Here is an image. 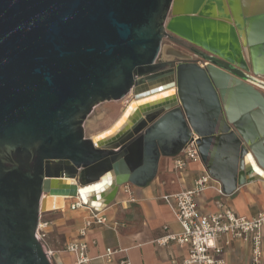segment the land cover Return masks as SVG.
I'll list each match as a JSON object with an SVG mask.
<instances>
[{
	"label": "water",
	"instance_id": "obj_1",
	"mask_svg": "<svg viewBox=\"0 0 264 264\" xmlns=\"http://www.w3.org/2000/svg\"><path fill=\"white\" fill-rule=\"evenodd\" d=\"M174 36L227 66L172 47L158 61ZM232 69L264 77V0H0V264H62L35 235L53 196L103 211L194 136L224 193L264 181V92ZM128 95L115 131L85 135Z\"/></svg>",
	"mask_w": 264,
	"mask_h": 264
},
{
	"label": "crops",
	"instance_id": "obj_2",
	"mask_svg": "<svg viewBox=\"0 0 264 264\" xmlns=\"http://www.w3.org/2000/svg\"><path fill=\"white\" fill-rule=\"evenodd\" d=\"M204 173L208 174L201 160L188 161L184 169L175 170L172 158L166 157L160 159L156 178L148 185H129L127 192L119 187L115 199L102 211L107 217V223L88 231V254L96 257L107 248L126 249L131 264H181L187 252L186 246L154 243L156 238L179 230L170 208L160 196L189 188ZM211 178L221 186L218 180ZM77 201L76 197L65 198L63 208L40 215L41 221L49 223L45 235L47 244L59 255L62 264H74L73 255L65 250V245L77 238L78 229L89 214L86 206L70 207ZM220 204L246 217L264 211V181L254 179L245 182L230 194H220L209 188L197 198L200 212L216 211ZM260 231L264 248V226ZM122 255L118 253L116 257ZM216 256L223 258L226 264H251L250 246L244 240L231 241ZM92 264L101 263L100 260H94Z\"/></svg>",
	"mask_w": 264,
	"mask_h": 264
},
{
	"label": "built area",
	"instance_id": "obj_3",
	"mask_svg": "<svg viewBox=\"0 0 264 264\" xmlns=\"http://www.w3.org/2000/svg\"><path fill=\"white\" fill-rule=\"evenodd\" d=\"M199 62L207 63L212 59L211 55ZM245 80L264 92V77L254 76L243 72ZM188 161H200V156L195 144V136L189 141L178 155L172 157V165L175 170H182ZM130 184L122 185L124 191L129 190ZM213 188L222 194L221 186L207 174L197 177L193 184L186 189L175 193L162 194L160 198L170 208L179 230L172 231L154 240L156 245L174 243L180 247L186 246L187 252L181 264H226L223 258L216 254L229 245L231 241L244 240L250 246V263L262 264L263 237L260 229L264 226V211L246 217L236 214L234 211L219 205V209L213 212H200L197 198L206 189ZM86 206L80 200L70 205L71 208ZM88 207V206H86ZM89 214L85 217L82 226L78 229L77 238L65 245V250L73 255L74 264H92L94 260H100L101 264H131L126 249L107 248L104 253L96 257L88 254L90 241L88 231L107 223V217L102 211H96L88 207ZM47 221L39 218L35 235L44 246L46 256L51 260L54 251L49 249L44 242ZM122 253L120 257L116 254Z\"/></svg>",
	"mask_w": 264,
	"mask_h": 264
},
{
	"label": "rangeland",
	"instance_id": "obj_4",
	"mask_svg": "<svg viewBox=\"0 0 264 264\" xmlns=\"http://www.w3.org/2000/svg\"><path fill=\"white\" fill-rule=\"evenodd\" d=\"M168 47L175 48L177 50H180L188 54L192 59L196 60L197 62H202V60H204L199 55L194 54L193 51L190 49V47H193L194 49H198V48H195L188 41L183 40L177 36H174L172 38H164L162 40V49L158 56V61L165 60V59L177 61V58H175L173 55L166 54L165 50ZM201 53L208 55L205 52H201ZM235 73L241 76V72L235 70ZM130 97L131 96L128 95L122 98L121 100L105 101L100 104H97L84 122L85 135L92 136L94 133L107 127L116 117L117 113L121 111V109L124 107V105L129 100ZM163 158H166V157H161L160 159H163ZM44 242L46 243L47 247L51 249V247H49V245L47 244L46 236L44 237Z\"/></svg>",
	"mask_w": 264,
	"mask_h": 264
},
{
	"label": "bare ground",
	"instance_id": "obj_5",
	"mask_svg": "<svg viewBox=\"0 0 264 264\" xmlns=\"http://www.w3.org/2000/svg\"><path fill=\"white\" fill-rule=\"evenodd\" d=\"M214 13H217L216 12V10H215V8H214V11H213ZM170 89H172V90H170ZM174 90V88H169V89H163V90H161L160 92H158L159 94L158 95H160V96H165V95H167V94H172L173 92H171V91H173ZM151 94V96L149 97V98H147V100H150V99H152L153 97H156V94H152V93H150ZM152 95H155V96H152ZM131 96V95H130ZM140 104V102H138V101H136L132 96L129 98V100L126 102V104L124 105V107L121 109V111L119 112V113H117V115H116V117L113 119V121L107 126V127H105L104 129H102V130H99L98 132H96V133H94L92 136H90V137H92V138H94L97 134H99V133H101V132H103V131H107V130H109V132H107L108 134L109 133H112L113 131H115L118 127H119V125L123 122V120L126 118V116L128 115V113H129V111H127L126 109L128 108V107H130V105H135V106H137V105H139ZM125 111H127V112H125ZM121 118V119H120ZM120 119V120H119ZM69 181H73V179H70ZM65 198L66 197H60L59 199L58 198H56V196H53L52 198H51V205H52V207L54 208L55 207V204H56V200H58L59 202H60V205L62 206V208L64 207V202H65Z\"/></svg>",
	"mask_w": 264,
	"mask_h": 264
},
{
	"label": "flooded vegetation",
	"instance_id": "obj_6",
	"mask_svg": "<svg viewBox=\"0 0 264 264\" xmlns=\"http://www.w3.org/2000/svg\"><path fill=\"white\" fill-rule=\"evenodd\" d=\"M190 49L192 50V51H194L195 53H198L193 47H190ZM199 53H201V52H199ZM201 55L202 56H204V57H207L208 55H205V54H203V53H201ZM208 58V57H207ZM212 59H214L217 63H219L220 65H224V66H227V64L224 62V61H222V60H220V59H217V58H215V57H213ZM235 70H237V71H239V72H241L240 70H238V69H232L231 71L234 73V74H236L235 73ZM237 75V74H236ZM243 76V72H241V77Z\"/></svg>",
	"mask_w": 264,
	"mask_h": 264
}]
</instances>
